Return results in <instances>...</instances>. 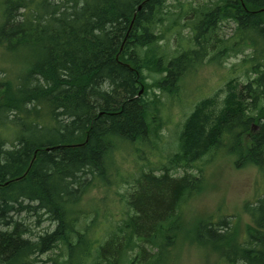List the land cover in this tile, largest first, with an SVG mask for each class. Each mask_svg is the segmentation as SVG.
<instances>
[{
	"label": "trees",
	"instance_id": "16d2710c",
	"mask_svg": "<svg viewBox=\"0 0 264 264\" xmlns=\"http://www.w3.org/2000/svg\"><path fill=\"white\" fill-rule=\"evenodd\" d=\"M165 2L0 0V47L29 55L16 81L0 78V127L35 118L29 126L20 122V135L0 138V264H41L39 256L60 244L66 258L44 262L173 264L178 238L189 232L181 201L203 181L198 173L174 172L221 149L235 155L237 168L264 166V0H216L191 9L196 19L183 25L190 29L187 47L168 58L158 31ZM224 22L234 30L219 38ZM178 24L179 17L173 18L169 29ZM246 50L241 65L248 81L238 86L230 79L219 105L215 96L195 105L169 166L133 181L126 216L106 238L91 243L76 230L84 213L73 207L93 178L109 180L114 147L141 141L161 127L154 116L158 107L145 97L150 87L145 71L159 73L152 85L172 94L208 52L217 59ZM13 111L18 115L9 119ZM245 210L253 223L246 240L237 238L225 218L197 221L192 240L216 252L223 264H264V194ZM23 211L46 215L54 228L28 236L30 230L13 216Z\"/></svg>",
	"mask_w": 264,
	"mask_h": 264
},
{
	"label": "rangeland",
	"instance_id": "374dc122",
	"mask_svg": "<svg viewBox=\"0 0 264 264\" xmlns=\"http://www.w3.org/2000/svg\"><path fill=\"white\" fill-rule=\"evenodd\" d=\"M210 2L214 3L216 0H166L162 14L163 25L158 27V31H163L165 36L160 45L166 47L168 52L165 48L159 51L167 52L166 58L176 51L175 55H177L187 47L190 29L183 25L192 23L196 19L191 9ZM178 17V26L169 29V23L173 18ZM219 27L217 33L219 38L230 36L234 30V24L231 22L220 23ZM14 51L0 47V78L8 77L16 81L26 69L28 52L19 48ZM248 53L250 50L230 56L223 55L216 59L213 57V51L208 52L201 64L190 67L185 72L172 94L152 85L154 78L160 76L159 73L145 71L146 82L150 86L145 97L152 101V105L155 102L158 107L154 116H157L161 127L157 134L152 133L141 141L123 140L122 144L118 143V147H114L109 156V160L113 163L109 169V180L93 178L91 187L81 201L73 207L80 213H84L79 214V223L75 225L76 230H81L80 232H83L91 243L106 238L107 230L126 216V211L129 209L127 198L132 190L133 181L142 172L151 171V173L160 174L165 167L169 166L172 155L179 150L178 136L183 123L195 105L206 97L214 96L219 105L225 93V85L230 79H236L238 86L248 81L244 71L246 66L241 65L242 59ZM154 93L157 98L154 97ZM16 115L18 113L11 112L9 119ZM34 120L35 118L27 116L19 119L15 128H10L9 125L0 127V138L20 135V122L23 121L26 126H29ZM26 134L30 135L31 131L29 130ZM48 138L49 136H43L41 139ZM234 160V154L226 153L224 149H221V151L205 155L195 162L191 169L179 167L174 172L178 176L186 171L198 173L203 181L202 187L197 192L181 201L180 212L184 222L187 223L186 229L189 232H183L178 238L173 264H223L216 252L192 240L191 227L195 226L199 220L228 219L237 232V238L240 241L246 240V229L253 223L245 206L247 203L255 202L264 194V166L247 165L237 168ZM121 179L126 180L127 183ZM13 216L30 230L28 236L31 235L32 238L45 231H51L55 226V223L48 220L46 215L38 216L32 212L23 211ZM56 255L66 258V249L62 244L57 249L40 255L39 263L49 264L51 262L43 260Z\"/></svg>",
	"mask_w": 264,
	"mask_h": 264
},
{
	"label": "water",
	"instance_id": "95a60500",
	"mask_svg": "<svg viewBox=\"0 0 264 264\" xmlns=\"http://www.w3.org/2000/svg\"><path fill=\"white\" fill-rule=\"evenodd\" d=\"M138 8H140V7H138ZM83 143H79V144H72V145H67V146H73V147H75V146H79V145H82ZM48 149V148H47Z\"/></svg>",
	"mask_w": 264,
	"mask_h": 264
},
{
	"label": "bare ground",
	"instance_id": "6f19581e",
	"mask_svg": "<svg viewBox=\"0 0 264 264\" xmlns=\"http://www.w3.org/2000/svg\"><path fill=\"white\" fill-rule=\"evenodd\" d=\"M139 9V8H138ZM141 92V91H140Z\"/></svg>",
	"mask_w": 264,
	"mask_h": 264
}]
</instances>
